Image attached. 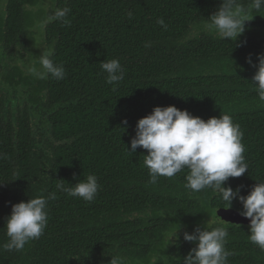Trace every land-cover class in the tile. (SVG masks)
I'll use <instances>...</instances> for the list:
<instances>
[{
  "label": "trees",
  "instance_id": "16d2710c",
  "mask_svg": "<svg viewBox=\"0 0 264 264\" xmlns=\"http://www.w3.org/2000/svg\"><path fill=\"white\" fill-rule=\"evenodd\" d=\"M27 2L5 0L0 21V264H111V258L182 264L195 247L183 233L197 227L228 231V264H264V251L248 239L249 226L217 217L218 208L228 207L219 194L186 188L187 169L151 184L147 150L127 151L137 120L156 106H175L204 120L227 114L243 133L249 170L224 186L247 195L264 181V101L252 85L251 69L264 53V6L257 10L251 0H240L252 21L245 23L248 32L229 41L204 28L221 0H55L48 15L71 9L68 23L46 27L50 58L66 72L57 81L34 77L25 62L17 64L25 54L19 43ZM192 30L198 33L189 38ZM13 54L19 56L13 60ZM111 59L125 71L116 85L105 83L100 68ZM229 61L241 70H226ZM214 62L226 71L202 72ZM226 104L232 110L215 116V108ZM89 174L99 184L92 202L56 187ZM49 193L55 199L48 201L41 237L21 251H6L11 206ZM229 208L240 211L242 205L233 199ZM175 224L177 238L170 239Z\"/></svg>",
  "mask_w": 264,
  "mask_h": 264
},
{
  "label": "clouds",
  "instance_id": "9594fccd",
  "mask_svg": "<svg viewBox=\"0 0 264 264\" xmlns=\"http://www.w3.org/2000/svg\"><path fill=\"white\" fill-rule=\"evenodd\" d=\"M262 6L264 0H251L252 8L259 10ZM70 11L68 7L56 9L41 26L57 20L68 23L66 17ZM245 14L246 9L240 0H221L216 11L208 17V27L214 29L219 38L236 41L244 33L245 22L249 20ZM128 17H132L131 12ZM157 23L167 27L162 18L157 19ZM50 56V53L41 54L27 69L28 73L41 79L49 76L57 81L64 79L63 65L55 63ZM257 61L252 65L256 69L252 85L258 98L264 101V53L258 54ZM247 62L252 64L251 57ZM100 68L106 74L105 83L109 85H116L124 79L125 71L117 59L103 60ZM122 123L126 125L127 121ZM242 138L239 125L227 114L204 120L175 106H156L150 114L137 120L130 150L126 149L130 153H135L138 147L147 150L144 165L151 184L157 183L160 176L171 178L187 169L186 188L193 192L210 189L227 202V208L231 207L233 199L238 200L242 205L239 214L250 221L249 241L264 251V181L256 182L247 195H240L239 189L234 191L230 186H224L229 178H238L249 170L243 155ZM69 185L65 187L60 183L56 187L70 197L87 202L94 200L99 189L97 177L92 174ZM51 199H55V193H49L47 197L41 194L11 206L4 223L8 238L3 245L6 251H21L30 241L41 237L47 226V204ZM175 225L176 230L170 239L177 238L180 225ZM227 237L228 231L224 227L211 230L197 227L191 234L185 231L184 241L195 243V247L189 250L182 264H228L232 253L225 248ZM110 261L111 264H123L120 258H111Z\"/></svg>",
  "mask_w": 264,
  "mask_h": 264
},
{
  "label": "rangeland",
  "instance_id": "374dc122",
  "mask_svg": "<svg viewBox=\"0 0 264 264\" xmlns=\"http://www.w3.org/2000/svg\"><path fill=\"white\" fill-rule=\"evenodd\" d=\"M27 1H28L27 4H24V9L28 11V13L25 14V19H24V30H23V35H22L23 41L19 43V45L22 47L25 54H23V57L20 56L19 62H17V64L23 66L25 62L26 73L28 74L27 69L35 63L36 59L41 54H44V53L51 54V48L46 44V41H45L47 25L43 27L41 25L44 19L49 14V12L53 10L55 6V2H54L55 0H27ZM4 11H5V0H0V21H1V17L4 16ZM253 12H254L253 9L252 10L250 9L248 11V13H251V15H253ZM247 19L249 20L246 22L252 21L250 16ZM204 28L206 29V31L211 30L208 26H205ZM248 29L249 28L247 27L245 31L248 32ZM250 30L252 31L254 30V28ZM196 33H198V30H192L191 34L189 35V38L193 37V35H195ZM17 51L20 52V49L17 48ZM13 55H14L13 60H15L16 55L19 56L18 54H13ZM22 59H25V61H23ZM229 62H230V65L227 64L228 66L226 67V70L228 71L232 70L231 69L232 67L239 65V63L235 64V63H232L231 61ZM12 63H15V62L12 61ZM215 63L218 64L217 62H214L213 65L210 64L208 66H204L202 68V72L213 71V69L216 71H226L225 68L223 67L219 69L218 67L214 68ZM236 68L237 69L239 68V70H241L240 67L236 66ZM251 69L253 71L256 70L255 67ZM34 77H37V76H34ZM232 108H233L232 105H227V104L218 105L215 108L213 113L215 114V116L217 115L219 116L220 114L226 111L230 112ZM204 116H210V114L206 113L204 114Z\"/></svg>",
  "mask_w": 264,
  "mask_h": 264
},
{
  "label": "water",
  "instance_id": "95a60500",
  "mask_svg": "<svg viewBox=\"0 0 264 264\" xmlns=\"http://www.w3.org/2000/svg\"><path fill=\"white\" fill-rule=\"evenodd\" d=\"M217 217L225 222V223H230L234 225H246L249 226V219L241 216L239 214V211H236L234 209L230 208H220L216 211Z\"/></svg>",
  "mask_w": 264,
  "mask_h": 264
},
{
  "label": "flooded vegetation",
  "instance_id": "af4514ba",
  "mask_svg": "<svg viewBox=\"0 0 264 264\" xmlns=\"http://www.w3.org/2000/svg\"><path fill=\"white\" fill-rule=\"evenodd\" d=\"M236 211H238V210H236ZM240 212V211H239Z\"/></svg>",
  "mask_w": 264,
  "mask_h": 264
}]
</instances>
